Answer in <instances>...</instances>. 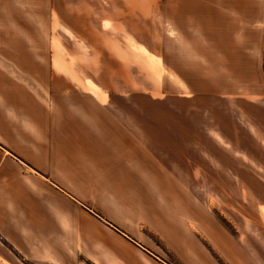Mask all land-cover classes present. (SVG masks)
<instances>
[{"label":"crops","instance_id":"1","mask_svg":"<svg viewBox=\"0 0 264 264\" xmlns=\"http://www.w3.org/2000/svg\"><path fill=\"white\" fill-rule=\"evenodd\" d=\"M11 4L19 8L20 0ZM82 5L75 17L97 28L77 31L78 39L101 36L87 44L100 58L87 86L67 76L51 87L54 76L38 73L32 54L30 11L0 14L11 41L0 50V264H171L148 232L174 264H264L263 251L239 249L236 237L210 223L195 191L189 124L174 107L133 105L149 94L133 91L132 57L110 42L111 29L134 39L145 65L159 77L168 72L178 98L195 96L194 83L210 90L264 79V0ZM151 33L156 44L146 42Z\"/></svg>","mask_w":264,"mask_h":264},{"label":"rangeland","instance_id":"2","mask_svg":"<svg viewBox=\"0 0 264 264\" xmlns=\"http://www.w3.org/2000/svg\"><path fill=\"white\" fill-rule=\"evenodd\" d=\"M5 1H9V8L0 3V14L3 11L6 15L18 12L23 15L30 11L32 54L38 73L47 71L48 78L54 76L50 78L54 81L51 87L59 89L60 77L67 76L75 84L87 86L89 78L86 77L92 76V70L98 72L100 62L99 53L87 48V44H96L101 36L88 32L84 39L89 40L78 39L77 31L85 28L89 31L97 26L91 19L86 23L75 17L84 0H20L19 8L11 4L12 0ZM88 5L92 6L86 3ZM68 12L74 17H63ZM149 21V28L155 30L156 20ZM101 25L109 27L105 20ZM113 31L115 29H111L114 36H110V42L116 41L126 48L127 56L133 60L130 68L133 91L149 94L148 103L138 99L133 105L174 107L180 122L189 124L190 133L196 138V162L191 167L195 191L200 206L211 218L210 223L222 225L236 237L239 249L264 252V79L256 78L254 68H248L249 75L255 77L251 82L227 84L228 88L225 84L210 83V90L200 87L202 83H194L195 96L178 98L172 92L178 88L168 82V72L159 77L153 68L144 64L145 58L138 52L135 40ZM8 38L0 32V50L11 48L10 44L9 47L2 45ZM145 38L146 42L156 44L155 33ZM151 53L156 57L154 51ZM107 85L117 92L120 90L118 84ZM157 88L162 91L158 93ZM148 235L149 245L174 264L168 253H162V239L152 232Z\"/></svg>","mask_w":264,"mask_h":264},{"label":"bare ground","instance_id":"3","mask_svg":"<svg viewBox=\"0 0 264 264\" xmlns=\"http://www.w3.org/2000/svg\"><path fill=\"white\" fill-rule=\"evenodd\" d=\"M137 49H139L138 47H137ZM140 50V49H139ZM141 51V50H140ZM89 86H91V87H93V85L92 84H88Z\"/></svg>","mask_w":264,"mask_h":264}]
</instances>
